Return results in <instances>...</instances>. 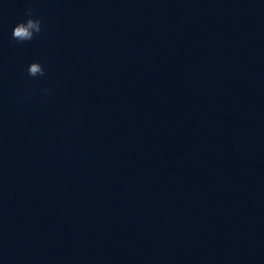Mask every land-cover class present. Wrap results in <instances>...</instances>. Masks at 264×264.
Here are the masks:
<instances>
[{"label": "water", "instance_id": "water-1", "mask_svg": "<svg viewBox=\"0 0 264 264\" xmlns=\"http://www.w3.org/2000/svg\"><path fill=\"white\" fill-rule=\"evenodd\" d=\"M0 264H264V0H0Z\"/></svg>", "mask_w": 264, "mask_h": 264}, {"label": "clouds", "instance_id": "clouds-1", "mask_svg": "<svg viewBox=\"0 0 264 264\" xmlns=\"http://www.w3.org/2000/svg\"><path fill=\"white\" fill-rule=\"evenodd\" d=\"M27 24L20 29L18 27L19 23H17L11 31V37L13 40L23 43L32 41L36 36H39L42 31V22L39 18H33V13L31 9L26 10V19ZM39 65L42 69L41 71L37 72L35 69L30 71V66ZM26 74L30 78H41L45 76V69L39 62H31L28 64L26 68ZM42 94H48L49 89L44 88L41 90Z\"/></svg>", "mask_w": 264, "mask_h": 264}]
</instances>
